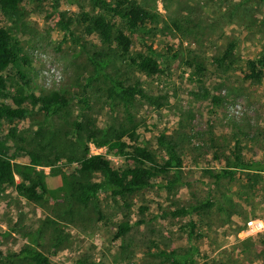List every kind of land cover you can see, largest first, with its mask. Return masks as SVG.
<instances>
[{
    "label": "rangeland",
    "instance_id": "rangeland-1",
    "mask_svg": "<svg viewBox=\"0 0 264 264\" xmlns=\"http://www.w3.org/2000/svg\"><path fill=\"white\" fill-rule=\"evenodd\" d=\"M137 2L157 16L148 24L153 34L144 37L162 54L158 61L164 71L147 77L127 62H97L106 72L139 79L155 98L153 104L137 102L130 111L137 142L156 152V135L174 138L183 158L182 184L170 193L158 186L143 189L126 199L127 210L123 201L101 192V219L92 205L82 207L70 200L71 173L86 141L85 135L75 138L72 122L80 118L87 130L99 135L108 128L107 137H113L123 133L124 118L116 102L106 100L105 81L88 59L99 48L96 35L81 36L73 24L70 34L58 24L60 14L70 19L81 9L94 13L96 8L88 0H22L15 13L0 10V26L28 58L29 64L20 70L32 89L41 94L58 91L69 105L53 116L31 110L22 120L0 119V147L13 162L27 163L23 151L50 160L58 156L51 166H35L43 172V199L28 200L14 186L0 192V251L14 254L27 246L54 264H169L173 258L183 264H264V230L243 234L247 220L264 223V171H237L230 181L205 172L224 167L236 141L246 160L264 162V68L257 82L244 80L240 73L246 59L264 50V0ZM229 41L235 44L232 64L217 67L212 59ZM141 48L134 36L130 53ZM175 50L178 57L172 59ZM198 63L203 67L199 75ZM8 72L6 85L12 93L18 80L13 70ZM81 95L86 105L78 101ZM124 135L121 139L130 144ZM85 144L90 154L105 156L114 168L130 164L128 156L107 152L106 146ZM14 180L20 182L17 175ZM156 180L161 182L159 176ZM206 200L212 207L191 216L163 215L175 206ZM123 213L130 228L114 238ZM188 221L196 224L190 237L184 228ZM0 264L31 263L0 258Z\"/></svg>",
    "mask_w": 264,
    "mask_h": 264
},
{
    "label": "trees",
    "instance_id": "trees-1",
    "mask_svg": "<svg viewBox=\"0 0 264 264\" xmlns=\"http://www.w3.org/2000/svg\"><path fill=\"white\" fill-rule=\"evenodd\" d=\"M21 1L0 0V10L4 13H15ZM88 2L93 9L96 8V12L91 13L81 9L70 19H64L60 14L58 24L62 30L70 34H72L70 25L73 24L76 26V30L78 28L81 36L96 35L99 48L92 52L88 59L93 65L94 72L97 74L101 72L105 81L106 100L116 102L122 111L124 121L120 128L123 133L107 137L106 132H109L107 128L102 135H99L98 132L87 130L79 118L72 122L75 138L82 140V136L85 135L86 141L93 142L96 146H106L107 152L128 156L130 159V164L126 167L114 168L105 156L90 154L85 144L86 141L83 143L82 154L77 159L71 173L72 181L68 196L72 202L82 207L92 205L97 218L101 219L103 212L98 203V195L101 192L107 193L113 199L123 201L125 210L129 207L125 202L126 199L143 189L158 186L170 193L175 186L182 184L181 164L183 158L178 150L177 141L165 133H160L155 137L158 147L156 152L137 142L139 133L130 111L137 102L145 101L153 104L155 98L143 88L139 79L128 78L120 72H106L97 62L99 58H105L104 66L110 64L111 60L127 62L130 67L147 77L162 73L164 69L158 61V57L162 54L156 53L151 43L144 37L153 34L148 29V24L154 22L157 18L156 14L146 10L137 0H88ZM134 36L139 38L142 48L131 54L130 49ZM234 48V41H229L221 53L213 57L214 64L217 67L232 64ZM177 57L178 51H172L171 58L176 59ZM28 64V58L21 53L20 48L12 40L7 30L0 26V119L22 120L31 110H37L44 116H53L68 107L69 99L64 94L58 91L41 94L32 89L25 73L20 70L21 66ZM263 68L264 50L259 55L246 59L244 69L240 73L244 80L257 82L262 77ZM10 70L14 71L18 80L12 93L7 90L6 85ZM195 71L198 75L202 74V65L196 64ZM87 80L89 81V79ZM78 101L82 105L87 104L84 95H81ZM124 134L131 142L130 144L121 139L120 136ZM23 152L28 158L27 163L18 164L13 162V158L7 156L0 147V192L6 186H14L16 192L26 199L39 201L44 198L46 187L42 170H36L35 166H51L53 160L58 159V156H54L53 160H50L47 156H40L29 151ZM229 155L226 158V165L219 171L214 173L210 169H206L205 172L216 180L230 181L235 179L237 171H244L246 175L259 174L264 171L263 161L251 162L243 157L238 141L233 144ZM76 173L82 174V177L76 178ZM90 174H95L96 179L90 178ZM14 175L20 178L19 183H15ZM158 176L161 179L160 183L156 180ZM212 205L211 201L206 200L196 204L175 206L164 211L163 215L177 219L204 211ZM123 217L125 219L116 226L114 238L122 236L130 228L127 215L123 213ZM138 222L140 223V221ZM184 228L187 229L190 237L195 233L196 224L193 221H188ZM0 258H17L27 260L31 264H54L47 255L27 246H23L14 254H3L0 251ZM75 264L84 263L77 260ZM169 264L183 263L173 258Z\"/></svg>",
    "mask_w": 264,
    "mask_h": 264
},
{
    "label": "built area",
    "instance_id": "built-area-1",
    "mask_svg": "<svg viewBox=\"0 0 264 264\" xmlns=\"http://www.w3.org/2000/svg\"><path fill=\"white\" fill-rule=\"evenodd\" d=\"M264 230V223L261 219H249L245 222L244 236L254 235Z\"/></svg>",
    "mask_w": 264,
    "mask_h": 264
}]
</instances>
